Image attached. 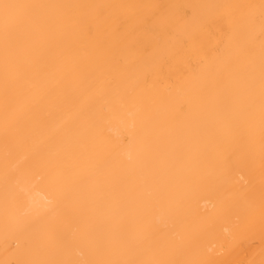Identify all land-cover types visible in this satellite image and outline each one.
<instances>
[{"label": "bare ground", "instance_id": "obj_1", "mask_svg": "<svg viewBox=\"0 0 264 264\" xmlns=\"http://www.w3.org/2000/svg\"><path fill=\"white\" fill-rule=\"evenodd\" d=\"M0 264H264V0H0Z\"/></svg>", "mask_w": 264, "mask_h": 264}, {"label": "snow or ice", "instance_id": "obj_2", "mask_svg": "<svg viewBox=\"0 0 264 264\" xmlns=\"http://www.w3.org/2000/svg\"><path fill=\"white\" fill-rule=\"evenodd\" d=\"M0 7L3 8L5 17H7L8 13H9V9H12L14 7H17V6L16 5H10V4H3V5H0Z\"/></svg>", "mask_w": 264, "mask_h": 264}]
</instances>
